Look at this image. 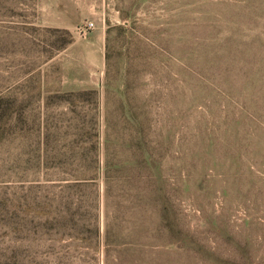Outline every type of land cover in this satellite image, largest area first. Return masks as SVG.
I'll return each mask as SVG.
<instances>
[{
    "label": "rangeland",
    "instance_id": "obj_1",
    "mask_svg": "<svg viewBox=\"0 0 264 264\" xmlns=\"http://www.w3.org/2000/svg\"><path fill=\"white\" fill-rule=\"evenodd\" d=\"M0 264H264V0H0Z\"/></svg>",
    "mask_w": 264,
    "mask_h": 264
},
{
    "label": "built area",
    "instance_id": "obj_2",
    "mask_svg": "<svg viewBox=\"0 0 264 264\" xmlns=\"http://www.w3.org/2000/svg\"><path fill=\"white\" fill-rule=\"evenodd\" d=\"M95 27V24L93 21H86L84 23H81L79 25V32L83 35L88 34L89 31H91Z\"/></svg>",
    "mask_w": 264,
    "mask_h": 264
},
{
    "label": "trees",
    "instance_id": "obj_3",
    "mask_svg": "<svg viewBox=\"0 0 264 264\" xmlns=\"http://www.w3.org/2000/svg\"><path fill=\"white\" fill-rule=\"evenodd\" d=\"M168 214V213H167Z\"/></svg>",
    "mask_w": 264,
    "mask_h": 264
}]
</instances>
